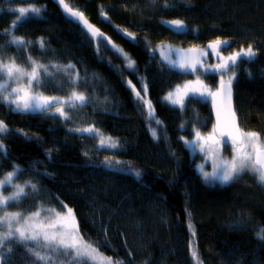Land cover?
<instances>
[{
  "label": "trees",
  "instance_id": "obj_1",
  "mask_svg": "<svg viewBox=\"0 0 264 264\" xmlns=\"http://www.w3.org/2000/svg\"><path fill=\"white\" fill-rule=\"evenodd\" d=\"M66 2L116 47L92 39L54 0H0V60L28 65L31 56L49 69L72 64L68 73L43 75L38 93L66 98L74 90L70 77L78 73L75 90L88 96L83 105L65 106L68 119L52 108L13 111L15 106L0 97V121L10 130L0 135V179L18 166L22 171L12 184L37 185L0 210L25 215L49 209L42 211L49 219L71 210L83 240L105 259L123 264H264V241L257 239L264 229V185L247 169L224 184L201 175L196 166L201 158L186 141L195 131L208 130L210 107L191 95L183 106L164 102L166 92L190 76L166 66L155 53L164 41L185 47L220 39L227 41L226 51L235 52L251 44L256 55L241 57L233 67L234 105L241 129L255 131L264 142V0ZM30 7L40 8V14L30 13L12 28L18 9ZM173 20L186 29L173 32L166 23ZM13 35L26 41L23 48L10 43ZM124 54L135 61L134 69L126 68ZM204 78L211 89L217 86L212 73ZM129 81L139 91L147 86L155 121ZM93 125L118 146L101 147L99 136L75 131ZM137 169L139 179L132 174ZM10 186L3 188L5 195ZM37 250L32 243L6 242L4 264H33ZM71 257L61 255L57 264H68Z\"/></svg>",
  "mask_w": 264,
  "mask_h": 264
},
{
  "label": "snow or ice",
  "instance_id": "obj_2",
  "mask_svg": "<svg viewBox=\"0 0 264 264\" xmlns=\"http://www.w3.org/2000/svg\"><path fill=\"white\" fill-rule=\"evenodd\" d=\"M58 3L62 6L64 12L67 14L69 19L74 20L78 24H82L87 32L90 34L91 38H95L98 41L104 40L103 34L96 29L84 16L83 12L75 9L70 6L66 0H58ZM19 16L17 20L12 23V28H16L23 20L28 16V14L39 15L41 9L38 7L30 8H19ZM171 26L176 28H183L182 21H168ZM126 35L129 38L134 39L135 36L131 32H127ZM11 44L16 45L18 48H23L26 44V41L17 36H12L10 41ZM27 43H31L28 41ZM111 43V41H108ZM227 41L216 39L212 41L208 48L212 50H217L221 45L226 44ZM45 41H40V46L43 48ZM116 46L113 45V48ZM117 51H120L117 49ZM188 53H197L199 56L201 50L197 48H192L187 50L184 56L176 61H172L175 66L183 70L191 69L196 70L197 65H200L199 59H189ZM256 55L254 48L251 44L247 48H240L239 51L232 53L227 57L221 56L220 62L215 65H210L209 68L215 69L217 71H226L230 66L234 67L237 61L241 57L252 58ZM125 59L127 60V69H134L135 61L129 58L125 54ZM28 60L31 62V71H26L24 68L20 67L15 63V59L11 62H0V90L6 93L3 96L5 103L15 105L13 111L17 112H44L48 111L52 106L59 104L60 107L55 108V113L64 119H68L65 106L72 108L83 105L87 102L88 96L84 92H77L75 90V85L79 81V74L75 77H70L71 82L74 86V90L66 98L63 97H54V96H45L41 93L33 94L31 92L32 85L35 84L37 87L41 86V71H43L45 77L52 76L53 73L49 72V65L38 63L36 60L32 59L31 56L28 57ZM202 66V65H201ZM52 68L57 71L63 70L65 73H68L69 69H73L75 66L68 64L66 66L51 65ZM19 75L21 77H27L28 85L26 87L19 86L11 88V91H8L10 87V81L14 76ZM7 79H4V77ZM235 78V72L231 77H228L225 81L224 77L221 76V81L218 89L215 92L208 91V94L213 97L214 107L217 108V125L214 126L213 133L209 134L207 137H203L199 131L196 132L195 141H186V143H195L200 146L201 151H207L210 153L213 158V167L214 171L212 173H204L205 178L209 176L213 177L216 180H219L221 183H229L235 177L239 176L241 173L245 172L246 166L249 162L253 164V170L258 173L257 180L260 185H264V143L259 142V135L255 132H241L236 126V116L235 112L232 110V83ZM192 82H189L191 84ZM197 87H189L185 85L184 92L181 94L179 86L176 89L175 98L174 94L170 92L166 97L167 100H170L173 104H180L183 106L184 98L189 95V93H197L204 95L207 90V86L203 84V81L199 79L195 82ZM131 85V81H129ZM133 91L136 94L138 99H143L139 91L135 89L134 85H131ZM144 92L147 93V86H144ZM23 93V95H20ZM12 96H16V99H12ZM217 98H219V105H217ZM146 106L149 109V118L153 117V112L151 110L150 101H145ZM226 107L230 119L224 122L223 128H221V108ZM159 124V121H156ZM10 131L2 121H0V135ZM75 131L91 133L99 136V144L101 147H117L118 141L113 140L111 137H104L103 134L97 129L94 125L78 128ZM153 138L157 137L156 130H152ZM228 137L231 140L233 145V154L231 160L223 159L218 155V146L222 143L220 138ZM226 143L227 141H223ZM251 148L252 151H248ZM4 151L3 144H0V152ZM254 154V159H253ZM86 155V153H85ZM111 158L106 157L105 162L108 163ZM116 164H119L120 161H115ZM22 170L18 166H14V171L8 172L3 180H0V189H3L7 185H12L15 191L12 192L10 196L0 197V208L6 207L10 202H17L21 198L26 197L28 193L26 188H31L32 190H37V185L31 181L25 182V184H12L13 180L17 177V174ZM138 179L142 176L140 170H135L132 172ZM42 211H52L49 209H40L37 212L33 213L31 216L25 219L24 225L22 228H16L13 230V222H18L20 213H5L3 217H0V227H3L5 224L8 226V231L0 234V264H4L6 255L3 252V245L6 242L11 240H17L20 244H29L32 243L37 246L39 250L34 252L35 259L33 264H57L60 256L63 255L66 259L69 255H72L71 259L68 261V264H76L77 261H83L91 259L95 261L97 259L98 253L97 248L93 247L92 244L85 243L83 238L79 235V230L76 224L73 222L69 223V217L62 216L60 213H56L55 219H49L47 222H35L41 215ZM71 214V210H69ZM191 227V225H190ZM18 234V235H17ZM257 239L264 241V229H261L257 234ZM9 252L12 249H8ZM29 253H32V249H28ZM46 254H41V252ZM192 256L198 262V255L195 249H192ZM107 264H123V261L113 262L111 258H107Z\"/></svg>",
  "mask_w": 264,
  "mask_h": 264
},
{
  "label": "rangeland",
  "instance_id": "obj_3",
  "mask_svg": "<svg viewBox=\"0 0 264 264\" xmlns=\"http://www.w3.org/2000/svg\"><path fill=\"white\" fill-rule=\"evenodd\" d=\"M178 21V20H177ZM173 31V30H172ZM176 31V30H174ZM173 31V32H174ZM176 32H183V31H176ZM198 46V45H196ZM196 46H191V47H196ZM175 45H172V44H169L167 43L166 41L162 42L161 44L157 45L156 48H155V53L157 54L158 57H160V59L162 61H165V54L168 53V51L171 50V48H174ZM183 47V46H182ZM185 47H189V46H185ZM184 47V48H185ZM228 51V50H227ZM227 51L224 49V48H221L217 54H222V53H227ZM215 54V55H217ZM214 55V53H213ZM124 57H125V54H124ZM12 60L10 59H7L6 61H1L0 62H11ZM218 61V60H217ZM217 61H213V63L211 62L209 65H214L217 63ZM19 65L20 67L24 68L26 71H31V62H28V65H20V64H17ZM56 65V64H55ZM210 69V68H209ZM53 70V71H57L56 69L54 68H51L49 69V72ZM208 69H205V68H202V71H203V74H207L208 72H210L209 70L207 71ZM234 70V69H233ZM233 70H228V72H218V77H217V81L218 79L221 80V76L224 77L225 80L228 79V77H231L233 75ZM205 71H207V73H204ZM41 75V80H42V77L44 75L43 71H41L40 73ZM187 75V73H186ZM189 76V75H188ZM208 76V75H207ZM191 77V76H190ZM192 78V77H191ZM4 79H7V77L5 76ZM190 79V78H189ZM43 81V80H42ZM187 81V80H186ZM203 84L207 86V90L205 91V94L204 95H200L199 92L197 93H189V95L191 96H194V97H199V99L201 101H205V102H209V94H208V91L211 90L210 86H208L205 82V78L203 77ZM28 85V79L27 77H21L19 75H16L13 77V79L10 81V87L8 88V91L10 92L11 91V88H15V87H19V86H24L26 87ZM145 85V84H144ZM189 85V84H187ZM189 87H194V86H191L189 85ZM200 87V86H198ZM144 89V88H143ZM39 91V87H37L35 84L32 85V88H31V92L33 94L35 93H38ZM141 95L144 96V99H140L142 100V107L145 106V110H147V113H148V116H149V109L148 107L146 106L145 104V101H150L149 99H147L146 97V94L144 91H139ZM169 92V91H168ZM168 92H166V97L168 96ZM184 92V88L182 89L181 91V94H183ZM175 91H174V98H175ZM6 93H4L2 90H0V97L2 98L3 100V96L5 95ZM20 95H23V93H20ZM12 99H16V96H12L11 97ZM186 98V97H185ZM164 100V102H166V98H162ZM4 101V100H3ZM170 103H172L170 100H168ZM167 101V102H168ZM7 104V103H6ZM9 105V104H8ZM174 105V104H173ZM12 106H15V105H12ZM57 107V104L52 106L51 108L52 109H55ZM50 108V109H51ZM151 110L153 112V117H152V120L155 119V112L154 110L152 109V104H151ZM155 121V120H154ZM214 131V128H213V123L211 122L210 123V126L208 127V130H205V131H200L201 135L203 137H207L209 134L213 133ZM196 132L195 131V134L192 136V138H190V141H195V137H196ZM243 132L247 133L248 131H245L243 130ZM255 132V131H253ZM256 133V132H255ZM222 140V143L218 146V155L223 158V159H227V160H231V157H232V154H233V145H232V142L231 141H227V140H224L223 138H220ZM223 141H227L226 143H224ZM259 142L260 143H264L262 141V139L259 137ZM188 146H189V149L191 150V152L194 154H197L200 156V161L197 162L196 166H197V169L200 171L201 175L205 178L204 176V173L207 172V173H212L214 171V167H213V158L211 157L210 153L207 151V149L205 151H201L200 150V146L198 144H195V143H188ZM248 151H252L251 148L248 149ZM254 155V154H253ZM246 169L249 170L251 173L253 174H256V176H258V173H256L254 170H253V164L251 162H249L246 166ZM4 177H2V179L0 180H3ZM206 179V178H205ZM206 180H209L210 182H219V184H224V183H221L219 180H216L214 179L213 177L209 176ZM14 181V180H13ZM10 186V185H9ZM11 189L9 190V192L5 195L3 193V189H0V197L2 196H10L12 194L13 191H15L14 187L10 186ZM1 209V208H0ZM5 213H9V212H6V211H2L0 210V217H3L5 215ZM11 214V213H9ZM33 214V213H32ZM32 214H25V215H22L20 214V217H19V221L18 222H13V230L16 229V228H22L23 225H24V222H25V219L29 216H31ZM61 214V213H60ZM62 216H65V217H69V223L73 222V219L71 218V216L67 213V214H61ZM50 216L45 213V214H42L41 212V215L40 217L38 218L37 221H33V223L35 222H47L49 220ZM56 218V215H54V217L52 219H55ZM8 231V226L7 224H5L3 227H0V234H3L5 232ZM18 235V234H17ZM84 241V240H83ZM85 242V241H84ZM86 243V242H85ZM98 256H97V259L95 261L91 260V259H87V260H84L86 262H88L89 264H107V259H105V257L100 254L98 251ZM71 255H74V253H72ZM113 261V260H112ZM115 262V261H113Z\"/></svg>",
  "mask_w": 264,
  "mask_h": 264
},
{
  "label": "water",
  "instance_id": "obj_4",
  "mask_svg": "<svg viewBox=\"0 0 264 264\" xmlns=\"http://www.w3.org/2000/svg\"><path fill=\"white\" fill-rule=\"evenodd\" d=\"M54 2H55V4L58 6V8L61 10V12H62V14L65 16V18L66 19H69V17L67 16V14L64 12V10H63V8H62V6L58 3V0H54ZM101 17H103L105 20H108V17H106L105 15H103V14H101ZM87 19V18H86ZM72 20V19H71ZM173 21H177V20H173ZM92 25H94L91 21H89ZM78 24V23H77ZM78 25H80V27L82 28V29H84L86 32H87V29H85L84 28V26L82 25V24H78ZM167 25L171 28V29H173V30H176V31H184L185 30V28H186V25L185 24H183L184 25V27L183 28H176V27H174V26H171L169 23H167ZM94 27L96 28V29H99V31L103 34V36H104V40L108 43V41H111V43H108V45L111 47L112 45H113V40L112 39H110L109 37H108V35L101 29V28H98V27H96L95 25H94ZM88 33V32H87ZM124 35H126V33L124 32L123 33ZM88 35L90 36V34L88 33ZM93 39H95V38H93ZM96 41H97V39H95ZM224 41H226V40H224ZM211 43V41H209V42H206V48L209 50V51H214V50H212L211 48H208V45ZM227 44L228 43H226V44H223V45H221V46H227ZM192 48H197V49H200L201 50V53L203 52V48L202 47H185V48H179V47H177V46H175L174 48H172V52L177 56V58H176V60H179V59H181L183 56H184V54L187 52V50H189V49H192ZM215 51H217V50H215ZM188 55V58L189 59H196V56H198L197 55V53H188L187 54ZM175 60V61H176ZM219 63V62H218ZM172 65H174L173 63H172ZM215 70V69H214ZM217 71V70H216ZM226 81V80H225ZM219 85H220V82H219V84H217V87L215 88V89H213L211 92H215L217 89H218V87H219ZM210 96V99H209V107H210V110H211V117L213 118V128H214V126H216L217 125V108L216 107H214V103H213V97L211 96V95H209ZM219 103H220V101H219V98H217V105H219ZM231 105H232V110L235 112V116H236V126L239 128V130L242 132V129H241V126H239V119H238V116L236 115V111H235V105H234V91H233V84H232V101H231ZM230 119V115H229V113H228V111H227V109H226V107H224V108H221V128H223V125H224V122L226 121V120H229ZM224 140H228V141H231L230 139H228V137H222ZM253 157H254V155H253Z\"/></svg>",
  "mask_w": 264,
  "mask_h": 264
},
{
  "label": "flooded vegetation",
  "instance_id": "obj_5",
  "mask_svg": "<svg viewBox=\"0 0 264 264\" xmlns=\"http://www.w3.org/2000/svg\"><path fill=\"white\" fill-rule=\"evenodd\" d=\"M227 46H224V47H220L219 49H217V51H207V50H205L204 49V51L199 55V56H196V59H199L200 60V65H197V68H196V70L195 71H193V70H191V69H188V70H183V69H181V68H179L178 66H175V65H172V61H175L176 60V58H177V56H175L174 54H172V52H170V51H168V53H166L165 54V61H164V64L166 65V66H168V67H171L172 69H174L175 71L177 70L178 72H180V73H182V74H188L189 76H191L190 77V79H188L187 81H181V82H179V83H177L175 86H174V88L171 90V91H169L168 93H170V92H172V93H174V91L176 92V89H177V87L179 86V88H180V92L182 91V89L185 87V85H187V84H189V82H192L191 84H189V85H191V86H194V87H197V88H199L198 86H200V85H197L195 82L199 79L200 81H202L203 80V77L205 76V75H208V74H213V75H215L216 76V80H217V77H218V72H222V71H214L212 68H210L209 69V64L212 62L213 63V61H217V63L218 62H220V57L221 56H223V57H227V56H229V55H231L233 52H235V50H233V49H231V50H228L227 51V53H222V54H217V52L221 49V48H226ZM213 53H214V55H213ZM215 54H217V55H215ZM216 63V64H217ZM202 65V66H201ZM202 68H205V69H208L210 72H208L207 73V71H205L204 73H207V74H203V71H202ZM228 70H233V67L232 66H230L226 71H223V72H228ZM218 81H220L219 79H218ZM217 81V82H218ZM135 86V85H134ZM135 89L137 90V91H139V89H137L136 87H135ZM132 90H133V88H132ZM135 93V92H134ZM167 94V93H166ZM166 94L163 96L164 98H166ZM189 96V95H188ZM188 96H186V98L188 97ZM144 97V96H143ZM186 98H184V101H185V99ZM168 100L166 99V102H167ZM177 106H181L180 104H176Z\"/></svg>",
  "mask_w": 264,
  "mask_h": 264
}]
</instances>
